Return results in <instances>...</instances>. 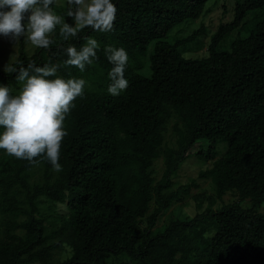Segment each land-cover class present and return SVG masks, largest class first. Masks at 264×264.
<instances>
[{
  "label": "trees",
  "instance_id": "16d2710c",
  "mask_svg": "<svg viewBox=\"0 0 264 264\" xmlns=\"http://www.w3.org/2000/svg\"><path fill=\"white\" fill-rule=\"evenodd\" d=\"M209 1L115 0L112 31L84 29L69 42L37 48L31 57L20 45L18 67L63 64L69 44L79 48L84 36L100 34L96 62L107 72L112 65L105 45L125 47L129 61L151 47L153 52L146 75L127 68L130 84L121 95L95 93L73 102L62 171L55 172L46 157L31 164L0 156V264H55L57 250L66 252L58 264H119L122 255L137 264H264V0H237L234 19L212 37L208 58H184L180 48L204 29L174 43L167 34L198 20ZM236 29L243 33L230 50L217 51ZM14 77L0 71V82L17 83ZM169 109L182 117L186 130L177 150L161 147ZM198 141L208 142L196 154L206 161L217 145L226 146L202 175L211 178L216 197L235 191L239 202L251 200V209L232 203L158 229L160 216L180 195H167L171 177ZM159 157L164 171L156 182ZM42 203L53 211L63 206L55 211L59 224L46 227ZM260 207L263 212L256 213Z\"/></svg>",
  "mask_w": 264,
  "mask_h": 264
},
{
  "label": "clouds",
  "instance_id": "9594fccd",
  "mask_svg": "<svg viewBox=\"0 0 264 264\" xmlns=\"http://www.w3.org/2000/svg\"><path fill=\"white\" fill-rule=\"evenodd\" d=\"M58 0H0V52L10 37L17 41L26 36L36 48H49L55 43L53 35L59 28L64 41L77 37L84 29L109 32L114 28L117 7L115 0H66V13L54 10ZM67 18H71L70 22ZM78 48L69 44L64 50V64L84 73L98 59L101 43L91 35L84 36ZM103 51L112 65L107 76V93L113 97L128 89L126 77L129 54L125 47L105 45ZM20 54V46L17 57ZM7 62L3 70L14 73L20 85L14 93L11 86L0 82V149L31 164L37 157H46L55 172L62 171V144L68 135L66 118L75 107L77 97L85 95L89 82L83 76L58 75L60 64L35 61L24 66Z\"/></svg>",
  "mask_w": 264,
  "mask_h": 264
},
{
  "label": "rangeland",
  "instance_id": "374dc122",
  "mask_svg": "<svg viewBox=\"0 0 264 264\" xmlns=\"http://www.w3.org/2000/svg\"><path fill=\"white\" fill-rule=\"evenodd\" d=\"M237 0H210L206 6V11L204 14L198 19L194 21H187L174 29H172L168 34L166 39L171 43H174L178 40H183L191 36L194 32L203 28L202 34L196 37L192 42L184 45L180 48L181 54L184 58L187 59H202L208 58V48L211 44V40L218 27L221 24H226L231 22L234 19V8ZM54 10L60 14L66 13V0H58V3L53 6ZM67 20H71V18L65 17ZM250 17H246L243 21L245 22ZM256 21V19L254 20ZM243 31L241 29H236L233 32L229 33L227 36L223 38V40L219 43L217 47V51L223 52L230 50L231 44L242 34ZM75 38V37H74ZM99 42H102L104 36L98 35L95 37ZM53 39L61 42H69L73 38H70L68 41H64L59 35V28H57L55 34L53 35ZM9 43L8 46L0 52V68L9 62H14L17 57V50L20 45H22L24 52L29 56H33L36 51V47L32 46L30 42L27 40V37H21L19 40L15 41L11 37L7 39ZM152 47L148 50V53L144 57L135 56L133 61H129L127 68L129 71L138 72L141 74L148 73V64L149 57L152 54ZM46 57V56H45ZM46 61H50L49 57H46ZM61 65V69L67 76H83L88 82L89 86L85 88V95L89 94H104L107 93V86L109 83V79L107 76V70L102 67L96 61L87 67V70L84 73H80L79 70L70 65L57 63ZM58 75H63L58 69ZM14 90V93L19 90L20 85L18 82L15 86H11ZM170 117L167 124V130L163 134V140L161 143V147L163 149H173L177 150L178 147V139L179 134L185 133V127L183 124L182 117L176 113L174 110L169 109ZM208 142L207 141H198L196 145L190 149L189 156H186L185 161L179 166L178 170L171 177V187L167 190V195L172 192H177L180 195L177 200L173 202L170 208L166 211V213L162 214L157 222L156 227L160 229L168 225L172 221H176L178 219H186L190 220L196 215L202 213L206 209L219 210L223 206L228 204L239 202V195L235 191L226 192L221 198L216 197L215 188L212 184L211 178L207 179L202 178V175L207 172V170H211L214 166V162L218 159L222 158L226 153V146L223 144L217 145L212 152L211 160H202L196 156L199 151L207 150ZM7 155L5 150L0 149V156ZM154 178L155 181H159L162 178L164 171L163 157H159L155 160L154 164ZM41 175L37 176L38 180ZM186 190V191H184ZM241 208L243 209H251V200L246 199L242 202H239ZM48 205L41 204L39 205L41 218L45 220L46 227L51 226V222L54 224H59V214L56 212H62L63 206H58V209H54L53 211ZM154 206L150 208L147 216H151L153 214ZM256 213H262L263 208L260 207L256 211ZM53 216H56V219ZM207 229V228H206ZM213 232L209 234L212 236ZM139 245V244H138ZM68 250L67 247H65ZM58 251V252H57ZM53 252L52 261L55 264H58L59 261L65 258V250H57ZM121 263L119 264H137L134 262H130V259L122 255Z\"/></svg>",
  "mask_w": 264,
  "mask_h": 264
}]
</instances>
